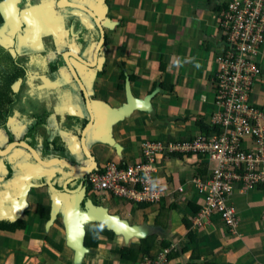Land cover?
Instances as JSON below:
<instances>
[{"label": "crops", "instance_id": "crops-1", "mask_svg": "<svg viewBox=\"0 0 264 264\" xmlns=\"http://www.w3.org/2000/svg\"><path fill=\"white\" fill-rule=\"evenodd\" d=\"M47 1L42 7L49 5L48 11L41 9L40 17L37 18L39 22L29 23L25 37L28 42H42L58 32L62 35L65 22L69 28L65 32L69 33L71 21L66 17L68 10L72 9L76 15L82 13L72 7L63 8L67 5L60 6L56 0ZM75 1L71 2L89 8H96L97 5L96 0ZM229 2L99 0L97 8L100 13L97 15L104 19L108 27L107 65L99 72H88L78 66L95 113V120L85 134V143L96 161L94 171L102 169L109 162L121 165L142 162V145L145 142H175L205 136L199 122L211 126L212 116L216 112L217 54L224 49L218 19ZM5 17L9 20L8 15ZM13 27L16 31L20 25L15 24ZM258 61L262 74L251 94V102L264 111V44ZM65 77L67 85L61 88L58 87L61 84L55 86L58 88L55 93L57 97L51 99L55 104L50 101L45 103L51 106L52 117L36 124L38 117L25 116L24 110L22 114L28 127L30 123L34 128L43 126L46 130L58 133V137L44 144V129L39 134H32V130L27 129L20 134L19 139H12L13 142L21 140L20 148L13 155L21 161L16 164L13 161L9 169L3 170L0 159V175L4 174L0 177V187L3 183L14 191L17 184L30 185L31 181H41L47 173L50 176L51 172L56 171L58 187L51 197H62L65 202L53 221L50 203L47 209L39 212L34 195L29 193L22 201L8 195L10 201L7 213L11 220H3L6 214L0 207V222H18L7 228L0 225V264H138L140 260L136 263L122 260L111 250L122 244L139 243L148 236L154 242L151 249L153 255L162 248L171 245L176 247L169 255L167 264H264V185L244 192L237 188L231 195L229 200L236 207L239 218L235 232L224 225L219 215L214 216L206 227L193 229L192 211L194 207H202L204 194L192 183V177L201 167L198 163L200 158L188 155L162 159L159 171L155 173L157 187L163 188L165 192L162 217L159 203L142 210L133 202L111 193L89 192V196H104V205L95 204L90 197L87 199L119 215L124 225L121 228L131 236L119 232L116 233L117 240L110 242L107 236L101 235L97 249H88L84 243L86 251L82 256H77L75 246L68 240L64 220L70 194L62 192L61 188H64L67 175L82 177L83 174L68 171L62 165L44 168L35 164L31 153L23 148L32 147L45 161L60 159L82 167L92 164L81 147L83 130L90 122L86 102L83 101L79 86L70 83L68 75ZM46 93L47 89L42 86L39 100L46 99ZM124 108L126 113L121 114ZM112 109L115 110V116ZM13 156L6 157V160ZM173 160L185 163L190 167L189 172L185 173L180 167L173 170L176 165ZM204 164L207 169L210 168L208 161L203 163L202 168ZM8 172L9 176L6 177ZM85 174L88 177L89 172ZM69 184L70 188H76L77 180ZM180 186L183 191L178 189ZM46 189L43 188V196L39 195L38 198H45L48 203L49 192ZM115 199L129 204L128 210L123 203L116 204ZM171 206L174 208L170 209ZM131 217L133 220H130ZM97 224L95 220L85 223V232L92 226L96 230ZM119 238L121 240L118 241Z\"/></svg>", "mask_w": 264, "mask_h": 264}, {"label": "built area", "instance_id": "built-area-1", "mask_svg": "<svg viewBox=\"0 0 264 264\" xmlns=\"http://www.w3.org/2000/svg\"><path fill=\"white\" fill-rule=\"evenodd\" d=\"M218 24L224 49L217 57L218 111L212 116L211 126L218 127L219 132L184 141L145 142L142 162L106 163L102 169L89 172L88 180L92 189L102 194L155 203L165 195L164 189L155 184L161 160L174 154L200 156L210 168L205 178L198 172L192 178L194 186L204 194V203L191 226L204 228L216 213L235 232L239 218L229 200L231 195L237 188L244 192L264 185V111L251 102L262 74L258 58L264 44V0H230L219 14ZM178 189L183 191L182 186ZM173 249L176 247L171 245L155 255H144L139 264H167Z\"/></svg>", "mask_w": 264, "mask_h": 264}, {"label": "flooded vegetation", "instance_id": "flooded-vegetation-1", "mask_svg": "<svg viewBox=\"0 0 264 264\" xmlns=\"http://www.w3.org/2000/svg\"><path fill=\"white\" fill-rule=\"evenodd\" d=\"M44 1L46 2V4L48 3L47 0H0V70L1 68H3V66L9 65V58L10 61L12 60V62L14 63L13 66H9V80L11 81L14 79V73L16 75V79L12 81L10 87H8L5 84L9 81H2L0 74V113L3 112L4 114L6 113L8 115V126L12 131V134H16V136L20 135L21 133H23V131H26L27 129L28 131L30 130L28 125L26 124V121L23 120L25 119V117L22 116L23 110L25 116L38 117V119L44 116L52 117L53 112L51 110V106L45 104L44 102L47 103L48 101H51V99L57 97V95L55 94L58 91V88H55L56 84H61V86H58L59 88L67 85V81L65 80V76L67 75L70 78V83L77 84V82L73 78L72 73L69 71V67L65 61V54H68L69 60L71 61L72 65L74 66L83 83H85V81L78 71V66L83 67L88 72L89 70H95L96 72H99L103 71L104 67H106L107 65V60L105 57L106 48L108 46L109 41L106 29L107 26L105 24L104 19L102 17H99L95 10L92 11L96 13L97 18L100 19L101 27H103V30L105 31L104 42L101 45L97 56L95 53L102 38L101 28L99 27L94 17L81 10H79L83 13L81 15H76L74 11H72V9L68 10L66 17L69 22L71 21V31L69 33L65 32L66 30L67 32L69 31V28H67L68 23L65 22L63 26L64 31L62 35L59 32L55 36H53L54 34H52L49 38L43 39L42 42L34 40V42L32 43L25 40L26 31H28L27 29H29L30 27L29 23L34 21L39 22L37 18L40 17L39 11H41V9L48 11L47 9L49 8V5L45 6V8L42 7ZM60 1L61 0H56V4H59L61 6ZM71 1L75 0H64L63 2L67 6H63V8H71V6H68ZM76 1L79 2V0ZM95 2L97 3V5L99 4V0H96ZM54 8L55 5H53L52 9ZM5 15L9 16V20L5 17ZM17 21L19 22L16 23ZM15 24L20 25V27L16 31H14L15 29L13 27V25ZM73 53L79 55L82 59L87 62H94V64L92 65V67H89L88 65L77 60L73 56ZM42 86L43 88L47 89V93L45 94L47 96L46 99L43 100V103L41 100H39V95L41 93ZM1 89H3V91H1ZM10 90L13 91V94L9 93ZM22 96L32 97V100L29 102ZM19 100H25L26 102H21L15 105L13 104L14 101L18 102ZM33 102H35L38 106L36 104H33ZM16 105H19L21 107L17 112H15L14 115H12L11 112H8L9 107ZM30 125L34 130V126H32L31 123ZM11 140L12 138H10L3 147H0V159L3 162L1 165V169L3 170L4 168L9 169L13 165V161H15V164L21 161L18 160L17 157L13 156L15 155V150L17 148H20L21 140H19L18 142H13L14 140ZM23 143L25 144V142ZM26 149L31 153L33 162L35 164H39L44 168L61 166L59 163L54 164L57 160L60 159L45 161L42 159L40 153H38L34 149L42 160V162H39L34 157L32 152L28 148ZM11 156H13L11 159L6 160V157ZM44 164L48 166H45ZM67 170L70 171L69 169ZM54 172L56 171L51 172L52 174L50 175V185L47 184L46 180L50 173H47L45 175V178L41 179V181H31L32 184L30 185H26V183L17 184L18 187H15L16 190L14 191L11 190L10 186H6L1 183L0 207H2V211H4L6 214V217L3 220H11L10 214L7 213L10 201L9 199H7L8 195L17 197V199L20 200V194L22 195V193H25L23 199H26L28 196L27 194L30 193L34 195L35 199L37 200V211H44L49 207V203V208L51 210L53 200L55 198L54 196L51 197V193H53L54 189L58 185V173L55 174ZM9 173L10 172L7 173L6 177L9 176ZM3 176L4 174L0 175L1 178ZM69 177L71 176L67 175L65 179L67 180ZM83 181V186H87V190L85 192L83 201L81 202V208H85L87 197H89L88 194L93 190L88 189V179L86 174L84 176ZM80 182L81 180H77V186L80 184ZM74 183L75 181L71 185L73 186ZM28 188L31 189L27 190ZM43 188H48L46 189V191L49 192L48 195L50 202L48 203L45 202V198H38L39 195L43 196ZM79 192H81V190ZM18 206L19 205L17 204V208ZM15 212V216H17L18 218L17 211ZM57 217H53V221ZM11 224L9 221L0 222V225L5 226V228L11 227ZM93 228L94 226H92V228L88 230H92Z\"/></svg>", "mask_w": 264, "mask_h": 264}, {"label": "water", "instance_id": "water-1", "mask_svg": "<svg viewBox=\"0 0 264 264\" xmlns=\"http://www.w3.org/2000/svg\"><path fill=\"white\" fill-rule=\"evenodd\" d=\"M64 0L60 1L61 6L65 5ZM66 1V0H65ZM68 6H71L74 9H78L81 11H85L86 13L90 14V16L94 17L101 28L102 32V38L99 42V45L96 49V56L98 54L99 49L101 48V45L104 42V36H105V31L103 30V27H101L100 19L97 18L96 13L92 11V8H89L87 6H84L83 4L80 3H73L70 2ZM110 26V25H109ZM108 28V27H107ZM73 56L81 61L82 63L88 65L89 67H92L93 63L87 62L84 59H82L79 55L74 54ZM65 61L69 67V71L72 73L73 78L77 82L81 92L83 93L87 110L90 115V122L87 124L85 129L83 130L82 138H81V147L83 149L84 154L87 156V158L92 162V164L88 167H82V166H75L70 164L67 161L64 160H57L54 164H60L70 171H75V173H82V177H69L66 182L64 183V188L62 186L61 190L62 192H67L69 195V202L65 208V213H64V220H65V226L67 229V237L68 240H70L71 244L75 246L77 256H82L83 252L86 251V248L84 246V239H85V230L83 225L89 221H98L101 223H104L109 229L113 230L115 233L122 232L123 234L127 236H131L124 228H121L123 225V221L120 219L119 215L117 214H112L110 213L106 207L101 206V205H95L92 203L90 199L86 200L85 208H81V202L83 201V198L85 196V192L87 190V186H83L84 184V176L85 173L94 171V168L96 167V161L95 157L91 154L89 151L86 143H85V134L87 133V130L92 126L93 121L95 120V113L92 109L93 102L90 99L89 93L87 91V88L81 78L79 77L77 71L75 70L74 66L72 65L71 61L68 58V54H65ZM113 110V109H112ZM128 112V110H127ZM126 113L125 108L121 110V114ZM113 114L115 116V110H113ZM118 117H119V111L117 112ZM28 148L34 157L39 161L42 162L41 158L38 156L37 152L31 148V147H26ZM45 166H48L44 164ZM81 179L80 184L76 188H70L69 183L73 180H79ZM47 184H51V176L48 177L47 179ZM81 190V192H79ZM82 193V194H81ZM25 196V193L20 194V200H23V197ZM64 199L62 197L56 196L53 200V205H52V217L57 216L59 208L63 205ZM124 226V225H123ZM124 231V232H123Z\"/></svg>", "mask_w": 264, "mask_h": 264}, {"label": "trees", "instance_id": "trees-1", "mask_svg": "<svg viewBox=\"0 0 264 264\" xmlns=\"http://www.w3.org/2000/svg\"><path fill=\"white\" fill-rule=\"evenodd\" d=\"M8 62H9V65L8 66H3V68H1L0 70V74H1V78H2V81H9L7 82L5 85L10 87V84L12 81H14L16 79V75L14 73V79L13 80H9V66L10 65H14V63L12 62V60L10 61V59L8 58ZM1 91H3V89H1ZM9 93H12L13 94V91L10 90ZM81 96L83 97V94L81 92ZM83 101L85 102L84 100V97H83ZM199 125H200V128L202 129L203 133L205 135H212V134H217L219 132V128L216 127V126H208L207 124L203 123V122H199ZM176 155L180 156V154H174L170 157H175ZM169 158V157H168ZM200 158V162H199V166L201 164V167L199 168V175L202 176L203 178H205L207 176V167H206V164H204L203 168H202V165L205 161L207 160H204V158L201 159V157L199 156ZM88 179V177H87ZM88 189H92V185L91 183L89 182L88 180ZM133 202L134 204H136L137 208L139 209H142L144 210L145 208L149 207V206H153L154 202L152 203H146V202H134V201H131ZM156 203H159L160 204V212H161V217L163 216L162 214L164 213V197H162V199L159 201V202H155ZM190 207V206H189ZM174 207L171 206L170 209H173ZM195 209L192 211V218L194 216H196L198 214V212L200 211L201 207H194ZM192 209V208H190ZM162 210V211H161ZM216 215H219V214H214V216ZM212 217V219H213ZM192 220V219H191ZM162 222V220L160 221ZM185 224L188 225V222L185 221ZM189 224H190V221H189ZM96 227V230L92 229V230H88L87 233H86V237H85V246L86 248L88 249H97L99 244L101 243V239H100V236L103 235V236H107L108 237V240L110 242H113L115 240H117L118 238V235H116V233L109 229L104 223H101V222H98L97 226ZM154 246V242L151 240V237L148 236L146 238H143L140 240L139 243H134V244H128V245H124L122 244L121 247H118V248H115L113 250H111V252H113L116 256H119L120 259L122 260H132L133 262H138L139 260H142L143 259V256L144 255H147V254H150L151 252V249L153 248ZM141 261H139L140 263ZM138 263V264H139Z\"/></svg>", "mask_w": 264, "mask_h": 264}, {"label": "rangeland", "instance_id": "rangeland-1", "mask_svg": "<svg viewBox=\"0 0 264 264\" xmlns=\"http://www.w3.org/2000/svg\"><path fill=\"white\" fill-rule=\"evenodd\" d=\"M92 10H95L97 13H100L99 12V10H98V8H93L92 7ZM77 12H79V11H77ZM79 14V13H78ZM81 14H83V13H81ZM80 14V15H81ZM218 55H222L221 53H218L217 54V56ZM216 56V57H217ZM23 91V90H22ZM24 99H26V100H28L29 102L32 100V97H24V96H22ZM45 100V99H44ZM21 102H23V103H25L26 101L25 100H19L18 102H16V101H14L13 102V104L15 105V104H19V103H21ZM43 102V101H42ZM53 105L55 104V101H50ZM44 103H46V102H44ZM213 103H214V101H213ZM33 104H36L35 102H33ZM215 104V103H214ZM37 105V104H36ZM38 106V105H37ZM21 106H19V105H16V106H10L9 107V111L8 112H11V114L12 115H14L15 114V112H17L18 110H19V108H20ZM214 107V106H213ZM215 107H216V112H215V114L217 113V111H218V107L215 105ZM7 114L5 113H3V112H1L0 113V147H3L6 143H7V141L10 139V138H15V139H19L20 138V135H17L16 136V134H12V131L10 130V128H9V126H8V121H7ZM47 119V117L46 116H44V117H41V118H39V119H37V121H36V124H41V123H43L45 120ZM29 129H31L32 130V134L33 133H38L39 134V132L40 131H42L44 128H43V126H40V127H37V128H35L34 130L32 129V127H31V125L29 126ZM45 131H44V133H43V143L44 144H47V143H50L51 141H53L56 137H58V133L57 134H55V132L54 131H52V130H46V129H44ZM58 132H59V130H58ZM175 163H176V165H175V167L173 168V170H175L176 169V167H180V168H183L184 170H185V173H188L189 172V170H190V167L189 166H187L185 163H183V164H180L179 162H176L175 160H173ZM193 178V177H192ZM155 184H157V181L155 180ZM90 197V199L91 200H93L94 201V203L95 204H97V203H102L103 205L104 204H106V202H104L103 201V198H104V196H97V195H91V196H89ZM117 200V201H116ZM115 202H116V204H124V206H125V208L128 210V208H129V204H127V203H124V200L122 201V200H120V199H115L114 200ZM119 212V211H118ZM136 215L138 216V218H139V211L137 210L136 211ZM130 220H133L132 219V217L130 218ZM210 224V223H209ZM207 225V224H206ZM206 227V226H205ZM122 238V237H121ZM121 238H119L118 239V241L119 240H121ZM113 249H115L114 247H113ZM112 249V250H113ZM158 252V251H157ZM150 254H151V252H150ZM153 255V254H152ZM155 255V254H154ZM119 257V256H118ZM122 261V260H121Z\"/></svg>", "mask_w": 264, "mask_h": 264}]
</instances>
